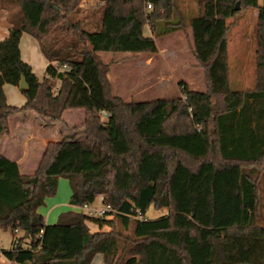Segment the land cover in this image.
I'll list each match as a JSON object with an SVG mask.
<instances>
[{
  "label": "trees",
  "instance_id": "16d2710c",
  "mask_svg": "<svg viewBox=\"0 0 264 264\" xmlns=\"http://www.w3.org/2000/svg\"><path fill=\"white\" fill-rule=\"evenodd\" d=\"M84 1L0 0L10 6L11 23L9 36L0 40V136H12L10 120L28 110L47 124L64 122L89 63L103 96L86 105L84 120L71 128L74 134L46 145L34 173H20L18 162L0 153V230L22 232L3 250L8 261L91 264L102 253L104 264H264V4L198 0V13L186 19L175 0H97L99 17L89 30L88 16L78 17ZM239 3L258 11L256 79L253 88L236 90L230 81L228 20L241 9ZM146 25L152 36L145 35ZM185 25L209 90L181 81L180 95L141 102L114 92L110 63L100 52L155 54L158 37ZM26 32L48 59L43 81L22 59ZM6 84L19 88L24 105L8 103ZM146 123H160L162 131L137 134L134 125L144 129ZM128 124L134 148L116 151L114 142ZM129 153L136 155L131 175L136 183L115 188L113 167ZM62 177L72 190L69 203L79 210H65L48 223L40 209L57 194ZM102 195L113 210L90 217L82 207ZM151 206L165 212L150 219ZM90 223L98 229L92 231Z\"/></svg>",
  "mask_w": 264,
  "mask_h": 264
},
{
  "label": "rangeland",
  "instance_id": "374dc122",
  "mask_svg": "<svg viewBox=\"0 0 264 264\" xmlns=\"http://www.w3.org/2000/svg\"><path fill=\"white\" fill-rule=\"evenodd\" d=\"M180 7V10L184 14L185 18L190 14L198 13L199 6L198 0H175ZM260 4H264V0H259ZM97 0H86L82 4L84 11L78 15L83 18L88 16V20L84 23L87 29L94 30L95 22L99 17L97 11ZM241 9L235 15L230 18V29L228 32L229 38V54H230V81L234 89L253 88L256 79V37L254 34V27L256 24L257 9H242V5L239 3ZM146 8L150 11L154 7ZM187 21V20H186ZM185 24V23H184ZM150 26L146 27V32H150ZM27 36V35H26ZM158 51L155 54L139 53L134 54L131 52H100L99 56L104 62L110 63L109 77L113 85L114 92L127 102L129 101H145L154 100L158 97L173 98L181 94V87L179 83L185 81L188 86L193 89L203 91L209 90V84L206 80V74L202 67L197 64L195 56L193 55V39L191 38V30L187 25L172 31L169 34L158 37L157 39ZM33 47V46H32ZM28 43L25 38L23 40V52L24 58L32 59L35 62L37 69H39V62L42 56L38 51L30 54ZM32 50V49H31ZM149 57L152 58L150 65H144L141 62H137L139 58ZM40 58V59H39ZM43 60V59H42ZM137 62V65H134ZM92 64H87L83 70V79H90ZM39 71V70H38ZM99 87L98 78L96 77ZM93 100L88 101L86 104L92 105L95 101H98V91L92 89ZM102 91V90H101ZM91 102V103H90ZM97 103V102H96ZM71 116H68L69 118ZM79 115H74L73 121L70 123L74 125H80ZM73 118V116H72ZM69 120V119H68ZM70 125V124H69ZM59 127V126H58ZM73 126H69V131H72ZM79 129L78 132H81ZM75 133V132H74ZM130 167V168H129ZM128 172L133 176L135 172V163L130 162ZM133 167V168H132ZM62 182L67 183V179L62 177ZM61 182V183H62ZM67 191L65 187L60 186L59 191L53 197L62 200H67L71 188L67 185ZM130 185V184H128ZM70 188V189H69ZM71 195V194H70ZM262 203L261 209L264 210V178L261 180V192ZM64 203V202H63ZM62 203V204H63ZM96 206L102 205L101 201L97 199L95 201ZM63 209L67 210V202L62 205ZM46 216V207L41 208ZM63 211V210H62ZM165 212V209L156 210L153 206L147 210V217L150 219H158L160 215ZM47 217V216H46ZM111 218V217H110ZM52 215L50 223L57 222ZM90 223L91 230L96 231L97 225ZM103 230H109L108 227H104ZM22 234L21 231L12 230H0V246L4 250L11 249L15 238ZM100 255L92 262V264H103V260L99 258ZM10 264V263H5Z\"/></svg>",
  "mask_w": 264,
  "mask_h": 264
},
{
  "label": "crops",
  "instance_id": "0c3cea01",
  "mask_svg": "<svg viewBox=\"0 0 264 264\" xmlns=\"http://www.w3.org/2000/svg\"><path fill=\"white\" fill-rule=\"evenodd\" d=\"M9 10H10L9 5H5L2 2H0V40L7 38L10 33L11 23L9 21V14H10ZM147 26L148 25H146V27ZM146 27L144 29L145 35L152 36L151 31L149 33L146 32ZM24 38L28 43L29 48L32 49L29 50V53L30 52L32 53V51L36 52L39 50L42 56L43 60L39 58L40 62L39 65H37L39 66V69H37L35 62L32 61V59L24 58V52H23ZM20 43H21L22 59H24L25 61L29 62L32 65L35 74L39 77L41 81H43L44 77L46 76L45 69L46 66L48 65V59H46L43 53L41 52L39 43L33 36H31L27 32L23 34ZM137 62L139 63L141 62L144 65H150L152 63V58L142 57L139 58ZM137 62H134V65H137L138 64ZM91 70L92 71L90 73L91 74L90 79L89 78L83 79V76H81L80 82L77 84L75 91L72 95L71 101L67 106L68 109L65 113L64 122H60L57 124H47L43 122V120L33 110H28V112L20 113L12 117V119L10 120V124L12 125L13 128L12 136L10 137L0 136V153H2L11 160H16L19 165L20 173L24 175H29L34 173L42 158V154L45 150V147L49 142L51 141L58 142L61 141V138L63 136L74 134V131H69V126L70 125L77 126V125H74L73 123L71 124L70 121H73L74 115L76 116V114H78L80 116L79 117L80 123L78 124L82 123V121L84 120L86 105H89L86 103L88 101L93 100V95H92L93 88H95L98 91V95H97L98 96L97 98L99 99L98 102L103 100L101 88L99 87L98 82L96 80L97 74H95L96 72H93V68H91ZM4 91L6 92L7 100L10 105L12 104L16 106H22L26 103V98L19 91V88L17 86H14L12 84L11 85L6 84L4 86ZM68 116L71 117L67 118ZM140 127H141L140 125L137 124L134 125V129L137 134L142 133V134L155 135L162 131V125L160 123L157 124L146 123L144 129L142 128L140 129ZM118 138L119 139L116 142H114V144L117 146L116 151L125 152L126 150L128 151L133 150L134 137H132V132L129 124L125 126V128L119 131ZM135 157H136L135 154L129 153L126 154V156H123L116 161V164L114 165L112 172L113 186L115 188H127L129 186L128 184L136 183L135 182L136 180L132 179L131 173L127 172L126 170L128 169L130 162L134 161ZM134 169L135 171L137 170L135 167ZM61 182L62 179L59 180V185H58L59 189L60 186L65 187L66 185L64 184L65 182L62 183ZM67 185H69V183ZM65 189L67 191V187H65ZM68 192H69L68 196H71L70 194H72V190L71 192L70 190H68ZM69 199L70 197H68L67 200L65 199L62 200L61 202V200L59 198L56 199V197L46 198L45 207L47 210V214H46L47 217L44 216L46 222L50 223L51 221L50 219L52 215L54 216V219L57 220L59 214L65 211V209H63L64 206L62 207V205L66 202L68 204L67 210L68 209L79 210V208L72 206L69 203ZM40 211L43 213L42 209H40ZM43 215L45 214L43 213ZM98 255H100L99 258L100 260L101 259L103 260V264H104V256L102 253H97L93 261L96 259Z\"/></svg>",
  "mask_w": 264,
  "mask_h": 264
},
{
  "label": "built area",
  "instance_id": "2783aa9c",
  "mask_svg": "<svg viewBox=\"0 0 264 264\" xmlns=\"http://www.w3.org/2000/svg\"><path fill=\"white\" fill-rule=\"evenodd\" d=\"M149 7H152L150 3H148ZM67 66L64 65L62 69H66ZM103 116H107V113L105 111L101 112ZM99 200L101 201L102 205L96 206L94 204H85L82 209L90 216L94 217L95 216H103L113 210V203L110 202L106 196L102 195L100 196ZM15 231H18V229H15ZM9 262L8 259L6 258L5 254L3 253V250L0 246V264H5Z\"/></svg>",
  "mask_w": 264,
  "mask_h": 264
},
{
  "label": "water",
  "instance_id": "95a60500",
  "mask_svg": "<svg viewBox=\"0 0 264 264\" xmlns=\"http://www.w3.org/2000/svg\"><path fill=\"white\" fill-rule=\"evenodd\" d=\"M239 7H240V5L237 4V8H239ZM20 87L21 88L27 87V83H26V80L24 78H23V80L20 83ZM27 235H28V233H25V236H27Z\"/></svg>",
  "mask_w": 264,
  "mask_h": 264
}]
</instances>
